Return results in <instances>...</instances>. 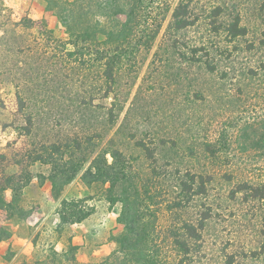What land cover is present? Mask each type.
Here are the masks:
<instances>
[{"label":"rangeland","instance_id":"1","mask_svg":"<svg viewBox=\"0 0 264 264\" xmlns=\"http://www.w3.org/2000/svg\"><path fill=\"white\" fill-rule=\"evenodd\" d=\"M217 5L225 10L222 21L240 16L246 37L229 42L211 29L207 15ZM45 6V0H0V195L8 202L17 197L27 214L24 220H7L8 212L0 209V225L12 232L0 244V262L45 260L52 249L63 252L69 240L79 246L82 264L96 263L118 248L113 238L124 230L118 223L121 205L110 207L100 188L87 187L80 176L65 187L61 199L93 198L89 205L95 211L84 221L90 223L88 237L82 233L73 239L79 228L74 225L57 232L60 201L53 198L51 182L41 183L40 177L47 178L51 167L32 160L43 146L77 140L85 141L87 153L94 146L102 151L116 134L126 154L141 156L142 173L153 167L163 172L150 180L162 206L176 199V186L187 171L212 176L206 197L178 212L184 222L197 220L199 204L212 212L195 244L194 264H264V201L233 194L241 182L264 180V0H198V23L179 35L167 33L169 15L153 49L139 56L133 70L122 71L116 96L107 100L92 75L83 78L63 65L56 43L43 41L38 29L15 26L28 16L46 20L65 41L64 27ZM200 44L209 47L217 66L214 75L188 62L190 48ZM113 105L118 114L114 127L109 122ZM130 134L133 140L123 139ZM91 137L93 145L86 141ZM222 137L227 149L214 160L205 153L206 145ZM137 141L155 150L157 163L142 157ZM27 174L32 181L24 186ZM11 178L15 189L7 187ZM172 219L164 216L161 223L166 227ZM9 249L15 252L10 263L3 259Z\"/></svg>","mask_w":264,"mask_h":264},{"label":"trees","instance_id":"2","mask_svg":"<svg viewBox=\"0 0 264 264\" xmlns=\"http://www.w3.org/2000/svg\"><path fill=\"white\" fill-rule=\"evenodd\" d=\"M45 1L47 11L52 12L64 27L67 35L65 41L55 36L46 20H33L28 16L16 22L15 26L34 31L38 29L43 41L56 43L63 65L76 69L83 78L92 75L96 88L100 86L99 89L104 90L106 100L116 96L115 89L122 71L128 67L133 70L139 56L153 49L169 15L171 19L167 33L170 35H179L194 27L200 19L194 13L198 0H177L174 6L173 0ZM224 15L225 10L221 5L215 6L207 15L216 34L224 33L229 42L247 36V28L241 25L239 15L230 21H222ZM173 45L177 46L175 43ZM68 46L73 50H68ZM208 48L206 44L191 47L188 62L203 66L206 72L214 75L217 66L211 61ZM20 107L24 109V100ZM115 107L110 108L109 114L112 127L116 126L118 118ZM31 120L27 128L29 134L34 126ZM115 136L110 138L108 147L102 151L94 146L87 153L85 141L77 140L74 144L43 146L39 154L32 156L33 163L39 161L51 167L47 178L40 177L41 183L45 180L51 182L53 198L60 201L57 232L60 233L67 226L83 223L95 211L94 206L89 205L93 199L90 196L61 199L65 187L80 176L87 187L97 185L100 188L110 207L121 205L118 223L124 226L123 232L113 238L118 248L100 261L89 264H194L195 244L202 238L212 212L205 204L201 209L199 204L198 218L191 222L182 221L178 212L194 205L196 199L206 197L212 176L187 171L176 186L180 190L176 199L162 206L157 200L158 196L152 192L150 180L163 172L153 167L147 175L142 173L138 164L141 156L126 154ZM134 137V134H130L123 139L133 140ZM224 140L226 138L222 137L221 141L208 142L205 153L217 160L220 153L227 149ZM86 141L90 145L94 143L92 137ZM135 146L145 160L157 163L154 149L142 141H137ZM25 179L24 186L29 185L32 175L27 174ZM14 182V178L9 179L7 187L15 189L12 188L16 187L13 186ZM239 193H244L246 200L264 201V180L257 185L239 183L233 194ZM0 209L8 212L7 220L27 218V214L18 206L17 197L8 202L0 195ZM164 216H173L166 227L161 223ZM11 237L12 232L0 225V244ZM78 251L79 246L69 240L63 252L52 249L45 260L32 264H82L77 258ZM14 256L15 252L9 249L3 259L10 263Z\"/></svg>","mask_w":264,"mask_h":264},{"label":"crops","instance_id":"3","mask_svg":"<svg viewBox=\"0 0 264 264\" xmlns=\"http://www.w3.org/2000/svg\"><path fill=\"white\" fill-rule=\"evenodd\" d=\"M44 8L46 9V6ZM75 226H78L79 228L77 229V237L75 236V237H73V239L82 237V233H83V235H84V233H86V238L88 237L89 229H90V223L89 222H83L80 224H75L73 227H75ZM119 226H120V224H119ZM117 231H120V230L113 231V234H115ZM75 232L76 231L74 230L73 233H75Z\"/></svg>","mask_w":264,"mask_h":264}]
</instances>
